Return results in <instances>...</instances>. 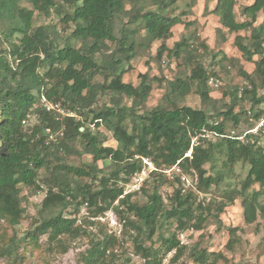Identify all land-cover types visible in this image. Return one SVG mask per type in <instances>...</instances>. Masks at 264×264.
Segmentation results:
<instances>
[{
	"label": "trees",
	"instance_id": "trees-1",
	"mask_svg": "<svg viewBox=\"0 0 264 264\" xmlns=\"http://www.w3.org/2000/svg\"><path fill=\"white\" fill-rule=\"evenodd\" d=\"M125 0H0V221L6 228L14 229L24 219L26 209L22 205L21 188L36 194L41 184L47 187L30 230L16 239L9 238L2 254L12 264H22L25 257L19 255V246L41 251V238H45V250L53 248L67 251L63 239L76 240L90 236L82 228L76 215L85 207L88 226L99 224L106 212L113 211L121 225V240L127 237L132 242L133 253L144 264H162L166 256L174 252L173 259L182 257L187 247L180 244L177 233L189 229L200 231L208 219L221 224L220 216L225 209L240 200L244 224H253L258 215L264 214V150L263 146L241 143L222 138L205 141L193 147L191 158H184L180 165L183 172L195 182V192L207 195L212 188L218 189L225 182V173L231 174L237 164L248 166L243 180L236 187L227 188L220 194V201H198L194 191L182 192L179 179L169 183L162 174L152 172L139 190L123 195L132 177L143 169L142 159L151 160L157 168L172 166L190 147L192 137L202 130L224 131L223 121L234 125L240 122L239 113H234L239 102L251 104L253 118L262 111L253 112L264 104V0H254L241 9L245 20L239 22L235 15L237 0H217L210 11L218 17L221 27L230 34L250 32L248 37L236 35L234 47L244 61L254 64L252 73L238 70L251 89L244 88L238 97V88L226 90L229 103L218 106L212 96L209 81L217 74L196 58L193 45L182 38L168 49L164 41L172 36L173 29L185 25L183 17L189 11L175 14L178 0H136L144 3L136 9H125ZM30 6L31 9H27ZM63 6L71 9L62 22L72 25L68 40L58 46L56 33L48 27H33L35 12L49 17L52 10ZM144 6V7H142ZM146 6L151 7L146 10ZM263 20L254 26L257 13ZM127 17V25L118 38L114 23ZM144 37L139 40V33ZM162 40L156 58L166 52L169 58H183L186 75L170 84L172 99L166 95L167 105L156 106L140 113L151 91L146 75H140V83L134 86L124 83L123 65L137 56L138 48L149 47ZM73 41L78 46H73ZM110 45L114 50L109 52ZM109 52V53H108ZM109 54V55H108ZM97 56H100L98 59ZM253 57H257L253 60ZM221 62V61H220ZM102 83H93L95 76ZM261 91L262 94L258 93ZM190 93L196 94L203 109L179 106V101ZM109 95L108 104L92 108L98 95ZM168 96V97H167ZM46 101L60 103L73 114L57 119L41 104ZM121 99L131 101V106ZM212 112V114L210 113ZM35 116L37 124L25 128L26 122ZM222 118L217 126L209 121ZM94 126L96 132L91 131ZM63 128V136L50 139ZM110 132L117 146H105L99 129ZM82 129V130H80ZM56 137V136H55ZM206 142V143H205ZM75 148L91 158L82 166L69 165L64 158L78 155ZM222 157V171L208 174L205 166ZM109 162L106 172L98 162ZM48 177H40V170ZM164 184L172 186V193L165 203L160 193ZM258 185V190L252 189ZM137 196L143 203L134 201ZM177 221L175 231H170L171 222ZM227 248L233 250L239 242L236 231L228 227ZM107 231V230H106ZM160 234L156 240L154 237ZM82 258L84 264H100L109 255L120 239L104 233L94 241ZM193 264H217L225 257L219 252H210L195 245L188 251ZM43 264H52L45 259Z\"/></svg>",
	"mask_w": 264,
	"mask_h": 264
},
{
	"label": "rangeland",
	"instance_id": "rangeland-1",
	"mask_svg": "<svg viewBox=\"0 0 264 264\" xmlns=\"http://www.w3.org/2000/svg\"><path fill=\"white\" fill-rule=\"evenodd\" d=\"M217 0H178L176 5L175 14L181 13L183 10L189 11L186 17H183L185 25H178L172 31V36L168 40L164 41L168 49H172L174 44L180 41L182 38H187L189 44L193 45L195 50L196 58L211 72L217 74V78H212L218 83L217 88L212 89V96L217 100L218 106L229 103V96L223 97L222 92H231L235 87L240 85L245 87L248 85L241 77L238 76V70L243 69L247 73H252L254 69L253 63H248L243 60L241 54L234 47V38L236 35L248 37L250 32L241 31L237 34H230L221 27L218 17L210 14V11L214 8ZM254 0H237L235 6V15L237 21L241 22L245 20L244 16L241 15V9L245 6H250ZM125 9H136L144 3H136V0H125ZM144 7V6H142ZM146 10H150L151 7L146 6ZM27 9H31L27 6ZM71 9L67 6H63L61 9L50 12L49 17H43L38 15L37 12L34 14L33 27H48L49 32H55L56 41L58 46H62L67 40L72 31L71 24H65L62 22L65 13H69ZM263 20L262 12L257 13L256 22L254 26H258ZM128 18L120 17L114 23L115 35L119 38L124 27L131 29L132 26L127 25ZM144 37V33L140 32L137 39ZM162 40L153 42L149 47L142 46L138 48L137 56L130 61L129 64L123 65L125 73L123 74V82L130 83L137 86L141 79L140 75H146L148 77L149 84H151V91L144 105L139 110L140 113L150 111L156 106L167 105L166 95L172 99L173 95L170 91V84L176 79H183L186 75L184 67L186 65L183 58L175 59L169 58L165 52L160 59L156 58L157 49L162 44ZM73 46H78L73 41L70 42ZM109 52L114 50V47L110 45ZM108 52V53H109ZM109 55V54H108ZM99 59L100 56H97ZM101 59V58H100ZM257 57H253L256 60ZM221 61V62H220ZM186 68V67H185ZM103 78L95 76L93 83H102ZM258 93L262 94L261 91ZM168 97V96H167ZM97 103L92 106L101 107L103 104H108L110 96L98 95ZM122 104H126L128 107L131 106V101L127 99H121ZM179 106H189L195 109H203L204 106L201 104L199 97L190 93L184 99L179 101ZM251 104L247 101L239 102L238 107L234 109V113L243 111L240 115V122L234 125L231 121H223L224 131L237 130L239 132L249 129L253 126V123L249 121V118H253L251 112ZM262 111L264 116V104L256 107L253 112L257 113ZM212 114V112H210ZM255 120V119H254ZM212 122L215 120H211ZM37 124L35 116H31L25 128H31ZM93 133L96 132L94 126H90ZM99 133L102 138H105V146L115 148L116 142L113 140L110 132L100 128ZM206 143V142H205ZM264 150V148H263ZM78 155H69L64 158V161L73 166H82L91 162V158L84 155L79 148H75ZM222 157L215 155L214 161L211 164L205 166L208 174L222 171ZM100 168L104 167L106 172H109L111 167L108 166L109 162L105 163L98 162ZM248 166L244 164H237L233 167L231 174L225 173V182L219 186L218 189L212 188L209 194L202 195L199 192H195L198 201H205L204 204L209 201L216 200L220 201V194L227 190V188L236 187L241 180H243L247 174ZM40 177H48L46 172L42 169L39 172ZM146 176H142V179ZM146 179V178H145ZM144 182V181H143ZM142 182V183H143ZM141 187V185H140ZM41 190L36 194H31L29 189L21 188L22 205L26 209V215L19 225L14 229L6 228L2 221H0V264H12V261L7 260L2 254V248L8 246L9 238L15 237L16 239L21 238L25 232L30 230V225L33 218L37 217L36 213L39 209L40 203L43 200L47 187L41 184ZM258 185L252 187V189L258 190ZM160 193L166 203L168 195L172 193V186L164 184L160 189ZM139 203H143L145 198L137 196L133 199ZM264 205V198L262 200ZM78 224L90 232V236L85 238H77L76 240L63 239L64 245L67 247L65 253H61V249L53 248L52 252L45 250L47 244H45V238H41V251H36L27 248L25 251L23 246H19V255L23 254L25 259L22 264H43V260L52 264H84L82 258L86 255V251L91 247V239L97 241L102 238V235L106 232L112 234L120 239V243L115 245L112 252L113 256L109 255L111 252L108 251V257L103 263L100 264H144L138 256L134 255L132 242L127 237L121 240L119 232L121 225L118 222L117 216L113 211H108L102 218H98L99 224L96 226H88L86 224V218L88 217L87 210L85 207H81L76 215ZM221 224L218 225L213 219H208L205 223L204 228L200 231L189 229L183 233H177L180 244L185 245L187 250L185 254L178 258L173 259L174 252L169 253L164 259L162 264H193L192 259L188 255L190 248L195 245H199L200 248L206 249L210 252H219L225 257V261L219 260L217 264H264V214L258 215L256 221L253 224L247 225L242 220V210L240 200H236L232 206L225 209L224 213L220 216ZM177 221L171 222L170 231H175ZM228 227L235 229L238 236L239 242L234 245L233 250L227 248L229 241ZM107 230V231H106ZM167 232L157 234L154 237L156 240L157 236Z\"/></svg>",
	"mask_w": 264,
	"mask_h": 264
},
{
	"label": "built area",
	"instance_id": "built-area-1",
	"mask_svg": "<svg viewBox=\"0 0 264 264\" xmlns=\"http://www.w3.org/2000/svg\"><path fill=\"white\" fill-rule=\"evenodd\" d=\"M209 85L213 88L218 87V83L215 81L213 83L212 79L209 81ZM244 88L251 89L249 85L245 87L240 85L237 91L238 97L242 96V92ZM41 104L47 111H51L58 120L64 117L73 116V114H71L69 111L64 109L60 103L49 102L46 101L44 98H42ZM249 121L253 123V126L241 132L237 130H230L219 133L217 131H209L206 129L202 130L201 133H199L197 136L191 138L190 147L188 151L183 155V157L179 161H177L176 164L172 166L163 165L160 168H157L151 160L142 159V163H143L142 171L140 173L135 174L132 177L131 181L126 185L123 195L139 190L142 182L145 180V178L147 179L152 172H157L162 174L163 177L169 183H175L176 182L175 180L179 179L182 187L181 190L182 192H185L187 190H191L195 192L196 180L195 179L192 180L189 176H187L183 172L180 162L184 158H191L193 147L199 144L198 138L205 139V141H213V142L222 138H227V139L236 140L244 144L251 143L264 147V116L258 118L257 120L249 118ZM221 122L222 119L213 122L209 121V124L212 126H217ZM62 136H63V128H61V130L58 131L54 136L51 135L50 139L54 141L56 140L57 137H62ZM143 175L146 177L142 179Z\"/></svg>",
	"mask_w": 264,
	"mask_h": 264
},
{
	"label": "crops",
	"instance_id": "crops-1",
	"mask_svg": "<svg viewBox=\"0 0 264 264\" xmlns=\"http://www.w3.org/2000/svg\"><path fill=\"white\" fill-rule=\"evenodd\" d=\"M215 6V5H214Z\"/></svg>",
	"mask_w": 264,
	"mask_h": 264
}]
</instances>
